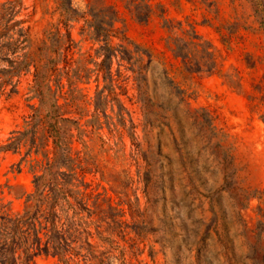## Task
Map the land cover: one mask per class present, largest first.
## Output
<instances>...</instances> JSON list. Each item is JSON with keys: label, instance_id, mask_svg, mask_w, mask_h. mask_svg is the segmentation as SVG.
I'll return each mask as SVG.
<instances>
[{"label": "rangeland", "instance_id": "rangeland-1", "mask_svg": "<svg viewBox=\"0 0 264 264\" xmlns=\"http://www.w3.org/2000/svg\"><path fill=\"white\" fill-rule=\"evenodd\" d=\"M114 2L105 0V5ZM152 2L163 4L170 18L196 23L217 50L219 70L184 82L178 75L180 60L166 46L168 33L160 17L140 23L117 3L125 22L116 26L126 30L125 44L132 50L140 45L154 56L149 61L143 55L141 72L138 66L132 71L125 60L119 65L114 57L112 72L118 80L114 92H104L109 94L106 98L97 99L105 80L103 73L97 80L96 72L78 82L74 100L60 98L63 116L71 119L62 122V135L72 139L74 171L84 179L86 186L81 188L89 204L98 205L89 227L92 246L86 245L85 256L72 263L264 264V0ZM73 3L84 10L104 4ZM16 4V18L28 28L35 51L45 30L58 20V14H51L55 4ZM71 25L79 43L74 58L89 55V60L101 61L96 55L100 43L81 34L84 20ZM112 40L120 42L117 36ZM25 51L12 47L0 52V68L9 67ZM94 61L87 66L95 68ZM163 61L175 82L193 92L183 98L164 76L184 109L168 108L159 98L152 66L164 72ZM63 81L67 92L68 80ZM13 83L17 92L0 98V145L17 135L14 130L31 129L38 106V99L30 98L31 72L14 76ZM11 89L12 84L7 91ZM97 102L102 104L98 113ZM37 129L36 143L45 138L43 125ZM30 136L29 132L17 151L0 153V204L11 201L14 212L23 210L26 194L34 190V176L46 164L44 153L37 154L35 144L31 146ZM45 148L53 157L52 138ZM62 170L69 167L63 165ZM32 264L63 263L57 256L42 255Z\"/></svg>", "mask_w": 264, "mask_h": 264}, {"label": "trees", "instance_id": "trees-1", "mask_svg": "<svg viewBox=\"0 0 264 264\" xmlns=\"http://www.w3.org/2000/svg\"><path fill=\"white\" fill-rule=\"evenodd\" d=\"M52 1L55 7L51 14H58V20L45 30L35 51L31 50L28 28L21 25L22 19L16 18V0L0 3V52L12 47L26 49L23 54H18L10 61L9 67L0 68V98L17 92L13 83L14 76L31 72L33 84L29 88L30 98L38 99L31 129L14 130L13 133L17 135L10 136L7 143L0 145V153L17 151L23 141L26 143L25 137L30 132L31 146L35 144V152L39 154L42 151L46 159L42 172L34 176V190L26 194L22 211L14 212L11 201L0 204V264H32L42 255H54L63 264H73L74 259L85 256L82 250L86 245L92 246L89 227L95 223L91 217L96 214L98 205L96 202L93 206L89 204L87 195L81 188L86 186L84 179L74 171L72 139L64 140L62 135V122L71 119L63 116L65 104L60 102V98L74 100L76 92L80 90L78 82L88 81L91 72H96L97 80L100 73H103L105 80V85L98 91L97 99L101 100L107 89L109 93L114 92L115 81L118 80L112 72L114 57L119 60V65L124 60L127 61L134 72L137 71V66L138 72H141L144 54L149 61L153 58V52L147 48L135 45L132 50L125 44L128 39L126 30L116 26L119 21L125 22L117 8L118 2L140 23H148L155 15L160 17L162 27L168 33L166 46L173 57L180 60L178 75L184 82L192 83L196 74L219 70L217 50L199 32L196 23L188 18L183 21L168 17L163 4L154 6L152 0H116L105 5V0H101L104 4L91 5L84 10L75 6L73 0ZM81 19L84 20L81 34L100 43L96 49V55L102 56L99 62L89 60V55L86 59L74 58L79 43L70 28L72 22ZM62 27L66 30L62 31ZM113 36L119 37L120 42L113 44ZM92 61L95 68L87 66ZM162 64L166 78L183 98L191 96L193 92H188V88H182L180 83L175 82L176 76L171 75L172 69L167 68L166 62L163 61ZM64 78H67L70 86L67 92L64 91ZM141 83L140 80L139 86ZM10 84L12 89L7 91ZM108 95H104L105 98ZM141 99L144 103L147 102L144 96ZM101 105L100 102L96 103L97 113L101 110ZM39 124L43 125L45 138L39 137L40 141L36 143ZM50 138L54 144L53 157L49 156L50 151L45 148ZM63 165L68 166L69 171L62 170Z\"/></svg>", "mask_w": 264, "mask_h": 264}, {"label": "water", "instance_id": "water-1", "mask_svg": "<svg viewBox=\"0 0 264 264\" xmlns=\"http://www.w3.org/2000/svg\"><path fill=\"white\" fill-rule=\"evenodd\" d=\"M152 73L155 78V84L160 88L162 104L168 108L184 109V105L177 99V97L170 91L165 83V75L158 65L152 66Z\"/></svg>", "mask_w": 264, "mask_h": 264}]
</instances>
